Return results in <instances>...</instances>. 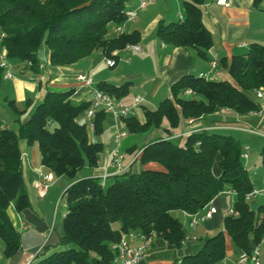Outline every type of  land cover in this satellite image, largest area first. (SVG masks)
Returning <instances> with one entry per match:
<instances>
[{
  "label": "trees",
  "instance_id": "obj_1",
  "mask_svg": "<svg viewBox=\"0 0 264 264\" xmlns=\"http://www.w3.org/2000/svg\"><path fill=\"white\" fill-rule=\"evenodd\" d=\"M205 1L185 0L183 19L161 20L158 37L173 47L196 48L207 57L213 37L203 18ZM126 9V0H0V53L5 49L10 63L22 62L35 71L43 46L50 50L53 65L77 63L97 50L118 58V50L141 38L138 30L112 33L113 26L126 21ZM3 72L0 67V85ZM229 73L230 78L222 80L184 74L172 84L171 96L154 110L145 108L144 122L136 115L122 117L131 133L160 128L165 136L144 145L141 170H125L109 185L96 177L73 182L64 194L66 213L57 248L38 254L31 264H114V245L132 231L160 236L181 247L187 233L173 211H201L228 190L235 192L234 209L239 215H225L223 228L207 236L195 254L183 258V264L219 263L226 256V234L239 252L251 251V239L259 246L264 238V205L256 211L246 200L256 185L243 163L240 140L220 130L192 131L183 141L172 136L183 119H199L221 109L244 114L263 108L253 92L264 88V45L253 42L245 53L233 55ZM99 89L121 99L128 84L105 82ZM188 89L191 94L185 93ZM73 92L48 91L24 122L20 115L25 110L9 101L19 127L0 126V239L8 258L21 249V233L11 222L8 208L14 204L23 212L30 204L20 140L37 143L42 164L57 177L74 178L83 167L98 164L103 143L92 141L86 123L80 120L91 102L75 104ZM107 115L104 109L96 110L97 135ZM260 153L264 166V146ZM150 163L158 167H145ZM115 222L120 228L113 227Z\"/></svg>",
  "mask_w": 264,
  "mask_h": 264
},
{
  "label": "crops",
  "instance_id": "obj_2",
  "mask_svg": "<svg viewBox=\"0 0 264 264\" xmlns=\"http://www.w3.org/2000/svg\"><path fill=\"white\" fill-rule=\"evenodd\" d=\"M184 2L185 0H149L146 8L141 10L136 17V19L141 18L140 22L135 19L126 24V32L138 30L141 33L139 43L142 49L131 52L121 51L113 67L104 62V54L100 50L71 65H53L50 62V50L46 46H43L37 55L40 64L38 71L26 67V64L22 62L11 63L12 72L13 69L16 71L12 79L3 77V80H6L4 99L8 102L14 100L20 111L25 110L20 115V120L24 122L29 119L36 104L50 90L74 89L71 99L75 104H80L91 102L93 91L100 88L101 83L110 82L116 85L127 83L128 92L121 97V100L130 106L137 95L144 97V102L133 114L144 122L145 108L154 110L163 99L171 96L172 84L182 75L191 73L199 76L204 73L207 79H228L230 78L229 64L233 55L245 53L253 42L264 45V0L259 3L255 0H234L227 6L218 5L216 0H206L202 5L203 18L213 37V45L208 50L207 57H203L196 48L173 47L163 42L157 35L158 23L161 20L179 21L181 15L185 14ZM138 4L139 0H126L127 8H135ZM129 24L133 25L128 28ZM213 56L218 57V65L215 70L211 71ZM105 67L111 71L106 72ZM80 72H89L94 78V84L86 86L78 82L76 75ZM135 78L139 79L138 84L133 81ZM3 80L0 87L3 85ZM142 89H147V93L152 94L153 98H159L160 101L155 103L151 97L139 92ZM260 90L263 97H257L256 91L253 92V96L263 107V113L252 111L239 114L228 109H221L217 113L205 115L199 119H183L178 130L172 133L173 138L183 141V137L188 133L199 130L233 131L245 137L247 141L252 140L259 143V148H262L264 146V88ZM8 108L9 111L0 112V126L14 128L13 126L18 124L19 127L16 112L10 105ZM215 114L225 115L233 121H218L214 119ZM80 120L86 123L90 139L103 143V151L99 155L97 166L83 167L74 178L55 176L42 164L38 144L29 145L26 140H20L19 145L23 154V179L30 204L28 210L23 212L18 211L14 204L8 208L11 222L21 233V249L14 257L8 258L4 253V243L0 239V264H31L38 254H48L54 251L63 235V217L66 211L62 214V221L58 222V217L61 206L66 207V203L63 202L66 189L76 180L87 177L99 178L104 185L112 183L115 176L121 173L118 166L110 163L111 153L115 147H118L124 155L125 170H141L143 164L140 162V156L144 145L155 138L165 136V132L160 128L150 129L145 133H131L121 118L109 114L105 119L103 131L97 135L94 116H88L85 111L80 116ZM18 127L15 128L18 129ZM119 132L128 134L117 143L115 135ZM247 141L241 144L244 148L249 146L250 161L251 146ZM259 158L261 160L260 151ZM145 167L158 166L150 163ZM41 174H51L53 178L43 196L36 188ZM254 175H257L256 171ZM252 177L261 192L251 203L264 205V170L259 179L258 176L252 175ZM228 195L234 202L235 195L224 192L215 199L214 204H222L224 208H227L226 196ZM176 213L178 217H183L189 222L184 211L179 210ZM113 227L120 228V226L115 227L114 224ZM222 228L214 226V223L208 224L200 231L201 236L196 240H192V237L187 234L190 240H187L181 247L172 246L160 236H154L140 264H183L185 256L195 254L207 236ZM141 243V240H134L135 245ZM261 246L262 252L264 242H261ZM239 253L230 236L226 234V256L224 258L227 264H235ZM221 261L217 264H222Z\"/></svg>",
  "mask_w": 264,
  "mask_h": 264
},
{
  "label": "built area",
  "instance_id": "obj_3",
  "mask_svg": "<svg viewBox=\"0 0 264 264\" xmlns=\"http://www.w3.org/2000/svg\"><path fill=\"white\" fill-rule=\"evenodd\" d=\"M234 0H216V3L221 6H227ZM149 0H139V4L135 8H127L125 10L126 21L120 25H116L112 27V33L115 35H121L126 32V24L130 21H134L138 16L139 12L146 8ZM183 15H181V19H183ZM1 36H4V33H1ZM142 49L140 43H129L122 50H118L116 53L119 54L121 51H140ZM120 56H118L119 58ZM104 62L110 67H113L117 63V58L111 57L108 55L103 56ZM28 65H32V62H29ZM218 65V57L213 56L211 60V71L215 70ZM0 67L3 68V77L6 79H12L14 74L11 70V63L7 57L6 50H2L0 53ZM201 77H206V74L201 73ZM76 79L83 85L91 86L94 84V78L89 72H80L76 75ZM186 94H191L192 90L188 89L185 91ZM257 97H263V93L261 90H256ZM144 102V97L141 95H137L134 99V103L130 106L126 105L121 99H117L111 94L96 88L93 91V97L91 100V106L88 109V116H94L96 110L104 109L107 114L112 115L117 118L128 117L133 115L135 110L140 106L141 103ZM255 113H263V108L258 111H253ZM128 133L127 132H119L115 135V141L119 143L121 139H123ZM249 146L245 147L242 152V157L248 158ZM112 165L118 166L119 172H123L125 170L124 164V155L120 151L118 147H115L111 153V161ZM51 174H41L39 178L36 188L39 193L43 196L46 193V188L48 184L52 181ZM264 183V182H263ZM226 192L233 193L232 190H228ZM261 189L257 186L247 193L246 200L252 201L259 193ZM218 212L217 206L214 204V201H211L207 204L203 210L198 212H185L187 217L189 218V224L192 228H197L198 226L204 224L205 222L212 219ZM226 215L238 216L239 212L234 209V207H227ZM154 235H146L142 232H128L122 235L120 241L114 245V248L117 250V255L114 259V264H140L144 257L146 256V252L148 247L151 244ZM141 240L142 243L139 245L134 244V240ZM188 236L186 240L183 241L185 244L188 240ZM264 242V238L262 239ZM222 264H227L226 258L221 261ZM235 264H263L261 260V247L256 246L251 251L243 250L239 253Z\"/></svg>",
  "mask_w": 264,
  "mask_h": 264
},
{
  "label": "rangeland",
  "instance_id": "obj_4",
  "mask_svg": "<svg viewBox=\"0 0 264 264\" xmlns=\"http://www.w3.org/2000/svg\"><path fill=\"white\" fill-rule=\"evenodd\" d=\"M140 17H141V14H140ZM140 19L141 18L138 17L136 19V21L138 20V22H140ZM142 22L144 23V21H142ZM132 25L133 24H129L128 25V28H130ZM136 25H138V23ZM105 68H106V72H110L111 71V69H109L108 67H105ZM151 69H148V70L151 71ZM15 71H16V69H13V74H14ZM5 81L6 80H3V85L0 87V112H4V113H5V111H9V108L8 107L10 105L9 102L4 99V97L6 95L4 93V89H5V85H6L5 84ZM133 81L135 82V84H138L139 83V79H136L135 78V79H133ZM146 90H143L142 89L139 92L142 93V94H144V95H147V96L151 97L152 101H154L155 103L158 102V101H160V100H158L159 98H153V96H151L152 94L147 93ZM163 98H165V97H163ZM163 98H161V99H163ZM231 111L233 113H235V111H233V110H231ZM214 119H216L218 121H221V122L233 121V120H229V118L226 117L225 115H220V114H215ZM13 127H14L13 129H16L18 127V124H16V126H13ZM225 133L234 136L236 139H240L242 144H245L246 141H247V139L245 137H241V135H239L236 132L227 131ZM247 142L250 143L249 145L251 146V159L249 161V158L248 159L243 158V163L248 168V170L251 172V174L254 177L258 176V179H259V177L262 176V173H263V170H264V166L262 165V162H261L260 158L258 159L259 151L262 148H259V146H260L259 143H256V142H254L252 140H248ZM255 171L257 172V175H254V172ZM226 198H227V202H226L227 207H234V202L232 200V197L230 195H228V196H226ZM63 202L66 203V197H65V195L63 196ZM216 205H217L218 211H219L218 214H216L213 217V219H210L209 221L205 222L204 224L198 226L197 228H192L190 226L189 222L185 221L183 217H178L176 212H178L179 210L173 211V215L176 216L177 218H179L181 220V222H183V227L185 229V232L187 234H189L190 237H192L191 239L192 240H196L198 237L201 236V232L200 231H202V229H204L208 224L214 223V226L223 227V225H224V216L226 215V212H225V209L226 208H224L222 206V204H218L217 203ZM251 206H252L253 209H255L256 211H258L260 205L259 204L256 205L255 203L253 204V202H252L251 203ZM65 211H66V207L65 206H61L60 212H59V217H58V222L62 221V214ZM114 226L115 227H118V226H120V223L119 222H115L114 223ZM189 240H190V238L188 239V241ZM261 248H262V246H261ZM261 260L264 263V251L263 250L261 252Z\"/></svg>",
  "mask_w": 264,
  "mask_h": 264
},
{
  "label": "water",
  "instance_id": "obj_5",
  "mask_svg": "<svg viewBox=\"0 0 264 264\" xmlns=\"http://www.w3.org/2000/svg\"><path fill=\"white\" fill-rule=\"evenodd\" d=\"M250 244H251V248L254 249L255 248V244H254L252 239L250 240Z\"/></svg>",
  "mask_w": 264,
  "mask_h": 264
}]
</instances>
